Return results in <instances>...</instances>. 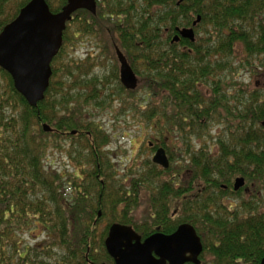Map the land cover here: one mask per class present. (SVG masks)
Listing matches in <instances>:
<instances>
[{
	"label": "trees",
	"instance_id": "trees-1",
	"mask_svg": "<svg viewBox=\"0 0 264 264\" xmlns=\"http://www.w3.org/2000/svg\"><path fill=\"white\" fill-rule=\"evenodd\" d=\"M29 1L0 0V33ZM46 1L53 13H60L68 4V0ZM176 1L97 0L96 13L79 9L73 14L63 38L68 42L73 23L82 33L111 35L108 51L119 47L135 72L141 75L142 85L152 97L160 98L142 109L143 120L158 133L174 134L181 129L200 135L206 119L211 120L212 105H215L213 110H217L227 102L218 89L221 81L217 80L216 72L223 69L225 59L233 56L234 43L245 45L248 61L264 56V21L254 16L258 11L264 12V0H185L180 6ZM81 13L88 16L82 17ZM197 15L202 16V23L215 29V36L197 38L196 42L183 40L179 45L173 43L170 36L176 32V27L190 26ZM104 16L108 20L103 19ZM253 19L257 21L253 23ZM100 20H105V25ZM185 44L187 48L182 47ZM62 51L63 48L53 59V73L45 98L35 107L16 90L12 76L0 67V264H88L89 253L94 250L92 245L97 243L106 258L102 261L109 260L104 246L109 227L114 223L133 225L136 217L145 215L144 210L134 212L132 207L143 205L139 191L146 183L158 185L154 199L152 190L147 189L152 198L154 215L151 211L150 218L154 220V227L170 228V220L176 217L171 203L179 200L181 214L175 226L189 222L203 232L214 264H261L264 200L260 208L255 209L254 204H251L253 208H248L244 203L247 198L238 193L242 205L235 213H228L219 184H229L235 176H241L247 183H259L264 190V103H260L261 98L253 94L249 101H242V109L230 112L240 123L241 137L223 138L219 151L212 155H209L211 151L199 153L196 171L181 189L174 188L175 170H142L135 165L137 161L128 169L130 174L124 175V180L129 178L124 185L116 180L117 166L111 167L108 156L100 151L99 147L108 142L107 136L95 126L83 127L79 117L86 104L109 109L114 103L110 99L113 93L119 90L133 97L136 90L126 89L114 69H102L110 77L104 75L96 79L98 72H92L91 76L82 64L81 80L78 79L75 69L56 64ZM262 65L264 67V63ZM94 68L91 70L95 71ZM88 76L92 79H87ZM75 79L81 84V89L76 91V86L71 87ZM105 79L113 81L115 87H110ZM204 82L213 84L216 94L213 99L206 97L198 86ZM131 99L133 108L135 100ZM73 103L78 106L68 109ZM62 109L67 110L65 116L59 114ZM178 109L187 114V119L177 120ZM44 124L49 125V130H45ZM258 124L261 128H257ZM65 134L73 139V146L75 139H81V152L73 147L69 152L74 160L83 158L90 164L82 178L81 169L69 173L46 166L51 139ZM161 139L167 141L169 137L165 135ZM163 146L168 149L166 144ZM144 163L153 165L152 160ZM161 173H165L168 181L162 182ZM195 188L201 195L190 201ZM109 205H123V211L117 208L113 211ZM132 213L138 216L129 218L127 215ZM106 215L111 219L103 228L101 222ZM27 233L30 236L39 233L34 244L25 238Z\"/></svg>",
	"mask_w": 264,
	"mask_h": 264
},
{
	"label": "rangeland",
	"instance_id": "rangeland-1",
	"mask_svg": "<svg viewBox=\"0 0 264 264\" xmlns=\"http://www.w3.org/2000/svg\"><path fill=\"white\" fill-rule=\"evenodd\" d=\"M99 1L101 2L102 0ZM81 16L83 17L88 15L85 13H81ZM254 16L257 19L263 18L264 21V12L258 11L256 15L254 14ZM103 19L108 20V18H106L105 16L103 17ZM194 19H196V16L194 17ZM104 21L100 20L99 22L105 25ZM252 21L253 23H255L257 20L253 19ZM76 25V23L70 25L71 34L68 35L69 40L68 42H64L62 46V54L57 60L56 64L69 65L71 69L76 70V75L80 77L78 78L80 80L81 66L83 65H86V71L91 76H93L92 72H98L96 79H102L104 75H108V77H110V74H105L102 69H106L108 71L111 69L117 70L120 79V64L118 62V58L114 51V48L112 52L108 51L110 49H107L110 44V39H112L111 35H106L101 32L82 33ZM195 30L197 38L202 40L208 37L215 36V29L212 26L204 24L202 22L198 24ZM115 39L117 38L115 37ZM233 46V56L225 59V63H223V69H220V71L216 72V78L217 80L220 79L221 81L220 84H222V89L225 92L224 94L227 98V102L219 106L214 114H211L210 121L209 119H206L205 128L200 135L197 133L192 134V136H195V138H192V142L193 147L196 148V150L204 149V151L206 152L214 150L217 153L220 149V141L223 138L229 139V137L232 136L240 138L242 135V131L240 130V123L238 119L231 117L230 112H235L236 108L242 109L244 106L240 105L242 101L244 102V99H247L249 101V98L253 93L261 98L260 103H264V67L262 65L264 62L261 61L264 59V56L258 55L260 57L249 58L248 61V56L244 52L245 45L241 42H236ZM213 62L214 64H216V61ZM218 65L219 64L217 63V66ZM92 68H94L95 71L91 70ZM138 77H141V75H138ZM142 77L144 76L142 75ZM87 79L92 78L89 77ZM141 79L142 78L139 79V85L135 89L136 92L134 93L133 97L128 96L125 92L121 93L118 90L117 93H113L110 96L111 101L114 102L111 108L101 110L99 108L93 107L92 105L86 104L85 108L82 110L83 114L79 117L81 124L83 123V125L85 126H88V124L92 123L93 125H97L102 128L101 130L107 136L108 142L104 146L99 147L100 151L105 153L106 155L111 154L113 161L117 164L116 172L118 173V175L116 176V180H119L124 185L128 184L129 178L124 180L123 177L127 173L130 174L128 169L133 166V163L136 161L137 162L135 163V165L140 166L142 170L147 169L150 171L152 169L156 170V168L159 169L154 165L145 166L144 162L147 160H151L152 157L150 151L146 150L148 141L152 140V137L161 139L163 138V136L159 137L156 134L157 132H155V130L151 128L148 122L143 120L144 118L142 117L141 112L144 107L149 105V102H151L152 104V102H155L154 100L160 101V98L154 95L152 97L150 92H148L149 90L146 89L145 85H142ZM72 81L73 80H71V82ZM104 82L109 84L110 87H115L114 82L111 80H109L110 83L107 82L106 79ZM201 84L202 86L200 88L202 92L206 97H209V92L211 94L213 84L211 82V86L205 82ZM74 86L77 87L74 88V91L81 89V84H78L77 79H75V82L71 87ZM131 98L135 100L133 101V108L130 106L132 101ZM126 100L127 104H124V101ZM77 106L78 105L76 103H73L69 106L68 109L73 110ZM66 112V109H62L59 114L65 116ZM162 123L165 124L164 121ZM257 128H261L260 124H258ZM167 136H169L171 140L170 150L173 153L172 156L174 157L176 156L174 144V140L176 139V137L175 135ZM187 139L189 140V136H187ZM75 140L76 143L74 144L75 146H73V139L69 138L66 134L62 135L58 139L52 138L50 147L48 148L47 157L45 159L46 166L60 171L66 170L69 173H72L75 169H81L82 178V173H85L87 170H89L88 168H90V164L86 161L81 164V160L76 161L70 156L69 151L72 149V147L73 149H77L81 152V139ZM172 162H174V159L172 160ZM172 170L174 169H170V171ZM161 174H163L162 176H164L162 182H165L167 179L166 175H164L165 173ZM113 181L115 183V180ZM247 185L250 186V183H248ZM157 187V184L151 185L146 183L142 185V190L139 191V196L140 199L143 200V205H139V207L136 208L132 207V210L134 212L141 210L145 211V215L143 214L142 216L135 218V224L137 226L144 227V225H146L154 228V220L150 218L151 211L153 212L151 214L154 215V210L151 207L152 198L147 194V189L149 188L150 190H152L151 194L154 199L156 196ZM69 192L70 191H68V193ZM135 196H137V194ZM226 198L227 197H225V202H227L228 204L232 203L233 205H238L241 202L240 197H233L228 201H226ZM261 200H264V190H262L261 192ZM109 206L111 207V209H113V211H115L116 208L119 211H123V205H118L117 207H113L112 205ZM171 207L172 211L174 212L178 208H181L179 200L172 201ZM126 214L128 213L126 212ZM172 214L173 212L170 213L169 218L170 216H172ZM127 216L129 218H132L129 215ZM136 216H138V214ZM110 219V216L108 217V215H106L101 222V227L105 228L109 224L108 222ZM177 221L178 216L171 219L170 224L174 225ZM37 235H39V233H33V236H30V234L27 233V235H25V238L29 243L34 244L37 240ZM43 237L44 234L38 237V240L42 239ZM92 247L94 249L93 252L99 256V261H102L105 258L104 251L102 252L103 248L100 247L98 243L96 245L93 244ZM209 254H205L204 256L208 260L212 258V256Z\"/></svg>",
	"mask_w": 264,
	"mask_h": 264
},
{
	"label": "water",
	"instance_id": "water-1",
	"mask_svg": "<svg viewBox=\"0 0 264 264\" xmlns=\"http://www.w3.org/2000/svg\"><path fill=\"white\" fill-rule=\"evenodd\" d=\"M183 1L178 0L177 4ZM79 9L96 13V0H68L60 13H53L46 0H30L0 33V67L12 76L16 90L33 107L45 98L53 73L52 62L63 45L67 22ZM200 20L201 16H198L193 25L196 26ZM179 34L191 41L196 39L193 28H183ZM179 39L176 35L173 42ZM116 52L120 61L121 83L126 89L135 90L139 85L138 76L119 47H116ZM44 128L49 130V125L44 124ZM153 161L166 168L169 166L164 148L157 150ZM244 184L245 179L238 177L235 188ZM105 245L116 264H159L152 258L153 249L170 252L171 264H183L185 260L199 263L198 256L203 249L200 237L190 224L180 225L171 235L153 234L141 243V236L132 227L114 223ZM188 252L191 257L186 256ZM261 264H264V258Z\"/></svg>",
	"mask_w": 264,
	"mask_h": 264
},
{
	"label": "flooded vegetation",
	"instance_id": "flooded-vegetation-1",
	"mask_svg": "<svg viewBox=\"0 0 264 264\" xmlns=\"http://www.w3.org/2000/svg\"><path fill=\"white\" fill-rule=\"evenodd\" d=\"M184 1L182 3H184ZM96 2H97V0H96ZM177 3H178V0L176 1V5L177 6H180L182 4V3H180L178 5ZM198 16H201V15H197L196 19H194V21L192 22V24L190 26H183V27L178 26V27H176V29H175L176 32H174V34L170 36L171 37V41L173 42L174 37L176 35H178L180 37V39H179V41H176V42H173V43H176V44L179 45V44H182L183 40H185V41L186 40L191 41L189 38L182 37L179 34V32L183 28H193L196 39H195V41H191V42H196L197 41V35H196V30L195 29L198 26V24L201 22V20H200L199 23H197L196 26H194L193 23L195 21H197ZM201 19H202V16H201ZM116 47H115V52H116ZM182 47L183 48H187V44L182 45ZM116 55H117V52H116ZM117 58H118V56H117ZM127 60H128V58H127ZM118 62L120 64L119 59H118ZM211 79H212V77H211ZM198 86L201 87L202 85L201 84H198ZM212 89H211V94L209 92V97H211L213 99L216 96V94H214V90H212ZM218 89L222 91V94L225 93L224 90L222 89V84H219ZM253 94H251L250 98L253 96ZM244 100H246V99H244ZM212 106H213L212 107V111H213V114H214L217 110H213V108L215 106L214 104ZM218 108L219 107H217V109ZM178 113H179V115L177 116V120H179V122L182 119L183 120L184 119H187V114L181 113V111H179V109H178ZM162 121H164V119H162ZM263 123H264V121L262 122V125L264 126ZM93 126H95V128L97 127V129H100V130L102 129L100 126L93 125L92 123L91 124H88V126H85L84 125L83 127H88L89 129H91V128H94ZM88 133H90V132H88ZM156 134L157 135L160 134V137H162V136L165 137V135H170V136L171 135H173V136L175 135V137H176V139L174 140L175 150H176L175 155L176 156H174V157L172 156L173 153L170 150V141H171L170 138L166 141L164 139H160V138H157V137H152V140H149L148 141V145L146 147V150L150 151V153L152 154L151 160L154 163L153 164L154 166L158 167L162 171L165 170V169L167 170V169H169L171 167H172L171 169H174L176 171V178L174 180V188H175V190L181 189L184 186L183 183L186 180H189V178L192 176V172L196 171V168H197V165H196L197 155L199 153H201V152L202 153H205L206 151H204V149L196 150V148L193 147L192 138H195V136H192V134H194V133H192L191 131L189 132L187 130L184 131V130L179 129V130L175 131L174 134L173 133L167 134L165 132H163V133H158L157 132ZM187 136H189V140L187 139ZM164 144H166L168 146V149H166L163 146ZM159 148H164L165 149V152H166V155H167V158H168V161H169V166L167 168L164 167V166H162V165H159V164H157V163H155L153 161V157H154V155L156 154V152H157V150ZM210 151H211V153H209V155H212L213 153H216L214 150H210ZM107 155L109 156V158L107 159V161L109 162V164L111 165V167L114 166V165L117 166L116 162L113 161V159L111 157V154H107ZM173 159H174V162H172ZM84 162H85L84 159L81 158V164L84 163ZM181 176H184V178H182ZM238 177H241V176H236L234 178V180L232 182H230L229 184L228 183H224V182H220L219 183L220 184V187H221V190H223V192H224V194H223V196H224L223 203L229 209L228 213H231V211H233L235 213L236 208L242 205V200H241L240 204L233 205L232 203L231 204H228L227 202H225V197H227L226 198V201H228V200H230L233 197H239L238 193H241L244 197L247 198V201H245L244 203L248 204V208H253L251 206V204H253V203L255 204V208H260L261 207V205H260V202H261V192H262V189L260 187V184L251 181V182H249L250 183V186H248L247 185L248 183H247L246 179L243 177L245 179V184L243 186H241V187H239V188L236 189L235 188V182H236V179ZM166 181H168V180L166 179ZM213 190L217 194H220L221 193L219 189H213ZM192 192H193V195L190 197V199H189L190 201L196 200L198 198V196L201 195V194H199V193H201V191L199 192L198 188L193 189ZM180 210L181 209L178 208V210H176V212H175L174 215L175 216H179V214H181V211ZM213 212H215V210H213ZM129 215L131 217H134L135 215H137V213L136 214L135 213H132V214H129ZM134 224L135 223H133V225H128V226L132 227L135 230V232H137L141 236V243H143L149 236H151L153 234L162 233V234H165V235H171L182 224H190V225H192L189 222H182V223H179L177 226H175V224L174 225H170L169 226L170 228L164 230V228H162L160 226L151 228V227L146 226V225H144V227H142V226H137L136 224L135 225ZM110 227H109V230H110ZM109 230H108V234H109ZM195 230H196L197 235L200 237L201 242H202V246H203V249H202L201 253L198 256L199 263H195L192 260H185L183 262V264H214L212 258L210 260H208L207 258L204 257L205 254H209L207 252V249L210 248V246H209L208 243L205 244V240L207 239V237L204 235L203 232H200L196 228H195ZM108 234H107V236H108ZM105 241H106V239H105ZM133 243H135V240H133ZM104 246H105V249H106L105 242H104ZM106 251H107V249H106ZM89 254H91V260L89 261L88 264H116V262L109 255V253H108L109 260H107V261H99V256L96 255L94 252L89 253ZM151 255H152V258L155 261L159 262V264H171V262H170L171 256H170V252H168V251H165L163 249H161L159 251H156L155 249H153V251H151ZM186 256L187 257H191V253L188 252L186 254Z\"/></svg>",
	"mask_w": 264,
	"mask_h": 264
}]
</instances>
